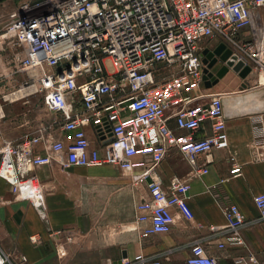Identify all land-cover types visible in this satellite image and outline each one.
<instances>
[{
  "label": "built area",
  "instance_id": "built-area-1",
  "mask_svg": "<svg viewBox=\"0 0 264 264\" xmlns=\"http://www.w3.org/2000/svg\"><path fill=\"white\" fill-rule=\"evenodd\" d=\"M258 7H264V0L19 3L4 22L1 38L18 55L19 71H39L18 91L41 96L60 135L50 123L35 134L5 142L0 178L10 184L16 199L29 200L47 221L35 168L109 165L136 171L135 183L146 188L148 196L135 204V221L144 225L142 237L170 231L180 216L193 220L190 181L175 175L164 184L156 168L174 151L188 164L190 177H202L208 173L212 152L228 148L221 95L204 85L202 50L211 49L214 41L224 43L243 61L242 68L264 69V37L259 41L240 37L252 25ZM260 136L256 142L262 143ZM230 159L233 178L242 170ZM252 200L264 216V192ZM224 214L232 231L226 242L242 243L238 228L244 215L236 204L228 205ZM29 238L38 242L34 235ZM224 246L217 244L219 249ZM0 264H12L1 249ZM15 264H28L26 256L19 255ZM115 264L161 262L139 252L123 254ZM186 264L217 262L204 245L194 242ZM236 264L259 262L249 254Z\"/></svg>",
  "mask_w": 264,
  "mask_h": 264
},
{
  "label": "crops",
  "instance_id": "crops-1",
  "mask_svg": "<svg viewBox=\"0 0 264 264\" xmlns=\"http://www.w3.org/2000/svg\"><path fill=\"white\" fill-rule=\"evenodd\" d=\"M9 1L0 0V150L5 142L35 134L41 125L51 123V113L39 94L18 91L28 78L38 77L39 71H19L18 55L9 41L1 38L6 16L16 9ZM240 37L256 41L264 37V7L255 9L252 25L244 28ZM251 67L242 74L229 70L210 88L223 98L228 148L212 152L208 173L202 177H190L188 164L183 159L177 161L185 165V173L179 177L190 181L193 220L180 216L170 231L142 237L140 229L144 225L135 221V204L147 197V192L130 211L121 214L117 209L121 195L90 186L87 179L98 178L97 172L80 171L119 169L104 165L62 170L51 164L34 169L47 221L39 217L29 200L16 199L10 184L0 178V249L12 264L21 254L28 264H115L123 254L139 252L161 264H186L191 244L198 242L217 264H236L238 258L249 254L264 264V216L252 200L254 194L264 192V141L256 142L264 136V69ZM230 158L242 170L233 178L229 175ZM156 172L164 184L177 175H165L159 166ZM230 204H236L244 215V223L238 228L239 244L226 242L232 231L226 227L224 210ZM134 225L137 229L130 230ZM211 226L217 228L211 230ZM58 230L60 233H56ZM32 235L38 242L30 241ZM220 242L225 243L222 249L217 247Z\"/></svg>",
  "mask_w": 264,
  "mask_h": 264
},
{
  "label": "rangeland",
  "instance_id": "rangeland-1",
  "mask_svg": "<svg viewBox=\"0 0 264 264\" xmlns=\"http://www.w3.org/2000/svg\"><path fill=\"white\" fill-rule=\"evenodd\" d=\"M23 1L29 0H11L9 1L13 8H18L19 3ZM8 16H6V19ZM6 21V20H5ZM216 41L211 43L212 46ZM169 73V71H168ZM167 74V71H165ZM164 74V75H165ZM53 124V114H51V121ZM54 132H58L57 126L53 124L51 126ZM181 157L177 152L165 159V161L159 165V169L168 175L167 173L176 172L177 176H181L185 173V165L181 162ZM170 161V163H168ZM172 163V164H171ZM188 166V165H187ZM189 168V166H188ZM91 171H87V169L80 170L81 172H89L93 174H97L98 178H89L87 179L90 186H94L99 188V191L105 190L110 193H119L121 196L118 198L119 207L117 208L121 214H125L127 211L132 209V206L141 195H145L144 185L135 183L136 180V171H112L109 167H102L99 169H90ZM85 180V179H84Z\"/></svg>",
  "mask_w": 264,
  "mask_h": 264
},
{
  "label": "water",
  "instance_id": "water-1",
  "mask_svg": "<svg viewBox=\"0 0 264 264\" xmlns=\"http://www.w3.org/2000/svg\"><path fill=\"white\" fill-rule=\"evenodd\" d=\"M203 63L206 64L204 69V85L207 88H211L219 78H221L229 70L235 73H246L249 71L248 67L242 68L243 61L239 60L235 54L231 52L224 43H218L214 48H204L202 50ZM219 67V68H218ZM212 68L217 69L215 72L210 70ZM242 68V69H241ZM224 110L223 98H221ZM226 117V113L224 111ZM149 180V178H147Z\"/></svg>",
  "mask_w": 264,
  "mask_h": 264
},
{
  "label": "bare ground",
  "instance_id": "bare-ground-1",
  "mask_svg": "<svg viewBox=\"0 0 264 264\" xmlns=\"http://www.w3.org/2000/svg\"><path fill=\"white\" fill-rule=\"evenodd\" d=\"M218 43H220V42H216V43H214V44L212 45V48H214ZM225 46L228 48L227 45H225ZM212 48H211V49H212ZM231 52H232V51H231ZM218 68H219V67H218ZM218 68H217V69H218ZM217 69L215 70V72L217 71Z\"/></svg>",
  "mask_w": 264,
  "mask_h": 264
}]
</instances>
